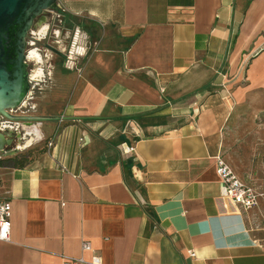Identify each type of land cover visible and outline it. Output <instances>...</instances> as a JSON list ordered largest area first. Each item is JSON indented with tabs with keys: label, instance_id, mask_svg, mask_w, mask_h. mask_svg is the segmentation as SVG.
Instances as JSON below:
<instances>
[{
	"label": "crops",
	"instance_id": "obj_1",
	"mask_svg": "<svg viewBox=\"0 0 264 264\" xmlns=\"http://www.w3.org/2000/svg\"><path fill=\"white\" fill-rule=\"evenodd\" d=\"M52 15L57 48L82 32L96 51L38 73L50 89L17 115L51 121L0 126L53 143L0 166V264H264V197L242 210L216 173L221 157L264 194V0H58Z\"/></svg>",
	"mask_w": 264,
	"mask_h": 264
},
{
	"label": "water",
	"instance_id": "obj_2",
	"mask_svg": "<svg viewBox=\"0 0 264 264\" xmlns=\"http://www.w3.org/2000/svg\"><path fill=\"white\" fill-rule=\"evenodd\" d=\"M58 0H0V122L33 125L51 120L14 115L25 107L32 83L27 62L28 38L35 20L57 7ZM55 55L66 60L60 49L47 45ZM12 140L0 133V150ZM14 151L6 157H13ZM4 156H0V159Z\"/></svg>",
	"mask_w": 264,
	"mask_h": 264
},
{
	"label": "built area",
	"instance_id": "obj_3",
	"mask_svg": "<svg viewBox=\"0 0 264 264\" xmlns=\"http://www.w3.org/2000/svg\"><path fill=\"white\" fill-rule=\"evenodd\" d=\"M54 40V38H52ZM76 38L73 37L70 42V48L67 52V58L65 67L67 69L74 68L73 62L75 57L74 45L76 44ZM66 51V48L63 50ZM83 52L86 53V47L83 48ZM21 109V108H20ZM19 109V110H20ZM19 110H17L19 112ZM14 111L13 114L17 115L18 112ZM53 146L50 141L48 143L49 149ZM125 154L135 152V147H129L123 150ZM66 170V168H64ZM217 176L219 178L221 186V197L223 200L229 202L234 206H238L242 210H251L259 206L260 199L264 197V194L256 192L254 189L246 186L233 172L231 167L221 157L217 158ZM11 216L12 206L7 200L0 199V242H10L11 240ZM83 252H93V248L90 242L84 241L82 243ZM191 257H196L194 251H190ZM64 264H102V259L99 255L94 254L93 258L88 261L83 257L79 258H64Z\"/></svg>",
	"mask_w": 264,
	"mask_h": 264
},
{
	"label": "rangeland",
	"instance_id": "obj_4",
	"mask_svg": "<svg viewBox=\"0 0 264 264\" xmlns=\"http://www.w3.org/2000/svg\"><path fill=\"white\" fill-rule=\"evenodd\" d=\"M57 11V7H55L54 9H52L50 12H56ZM46 15L49 16V19L52 21L51 22V26H50V32H49V35L48 36H45L44 37H39L38 38V41L40 42L39 46L37 47L38 49V54L40 55V67L37 68L36 70V67L31 64L32 66L30 67L29 71L31 73V83H32V89H31V93H30V96L26 102V105L25 107H30L31 104H33V101L40 97L39 95H41L42 93H45L46 91H49L50 87L49 88H46V80L42 82V84L40 86H43L45 88H43V92L39 91V87H37L36 85V77L37 75L40 74L41 78L43 76H47L48 72L51 70V67H54L55 68V72L57 74L59 73H64L66 71V67L65 66V62L66 60H63V59H60L59 57L57 56H54L50 62L51 64L49 63V61L47 60L46 56H47V53L44 51L45 48H44V45H54L53 43V39H52V36L51 35V29H53V15L50 14L49 12H46L45 13ZM80 38H79V41H77V45L75 46L74 50H75V54L77 52H83L80 48H85L86 47V55H87V58L89 59L90 57H92L94 54H95V51H96V48L93 46V40L90 38L86 40H84L82 37H84L82 35V32L80 34ZM44 38V39H42ZM69 42V41H67ZM86 42H88L87 46H85ZM68 45V43H66ZM70 44V43H69ZM37 71V72H35ZM39 73V74H38ZM48 93V92H47ZM18 112V111H17ZM19 114H21V112H19ZM13 124H16V123H9L7 120H2V122H0V126H3L4 128H7L8 126H14ZM21 134H23V130L21 129ZM31 136L28 137V140L27 142H20V140H18V136H16L17 140H16V144H15V147L18 148L19 150L17 151V156H23V155H26L28 157V159L30 160H35L38 156L41 155V152L43 150H49V147H48V143L50 142L49 139H38L35 137V134H34V131L30 132ZM29 143V145H28ZM15 147H12V148H15ZM15 155V156H16ZM3 159L5 160V162L9 165H12V163L10 162H7L6 160V157H3Z\"/></svg>",
	"mask_w": 264,
	"mask_h": 264
},
{
	"label": "flooded vegetation",
	"instance_id": "obj_5",
	"mask_svg": "<svg viewBox=\"0 0 264 264\" xmlns=\"http://www.w3.org/2000/svg\"><path fill=\"white\" fill-rule=\"evenodd\" d=\"M50 14H53L52 12L49 11ZM51 20L49 19V16L44 14L43 16L37 18L35 20V24H34V27H33V30L30 32L29 34V38H28V48H27V62L29 64V69L30 67L32 66L31 64H33L36 69L40 67V55L38 54V49L37 47L39 46L40 42L38 41V34L40 32V30H44L49 26L50 27V24H51ZM47 30V29H46ZM48 35V34H47ZM72 38V37H71ZM68 45L66 46V51H62L63 54H65L67 56V52L70 48V42H67ZM47 45H44V48H46ZM50 46H53L55 48H57V46L54 44V45H50ZM47 49V48H46ZM59 49V48H57ZM49 50V49H47ZM50 51V50H49ZM51 52V51H50ZM52 53V52H51ZM53 54V57L54 56H57L55 55L54 53ZM59 57V56H57ZM60 59H63L61 57H59ZM53 60V59H51ZM64 60V59H63ZM51 64V62H50ZM31 74V73H30ZM2 122V121H1ZM0 132H2V130H0ZM6 134V137L8 139L10 138H13V131L9 130L8 132H5ZM15 137V136H14ZM14 141L11 145H5L3 147V149L0 150V156H4L6 157L8 154L14 152V151H18V148L15 147V144H16V137L13 138ZM12 147H15V148H12ZM14 157V156H13ZM6 158H12V157H6ZM2 159V158H1Z\"/></svg>",
	"mask_w": 264,
	"mask_h": 264
},
{
	"label": "trees",
	"instance_id": "obj_6",
	"mask_svg": "<svg viewBox=\"0 0 264 264\" xmlns=\"http://www.w3.org/2000/svg\"><path fill=\"white\" fill-rule=\"evenodd\" d=\"M47 152V149L46 150H43L41 152V154L43 153H46ZM7 162H10L12 163L11 166L15 167V168H24L26 167L29 163H31L33 160H30L28 159V157L26 155H23V156H14L12 158H6ZM3 165H9L5 162V160L2 158L0 159V166H3Z\"/></svg>",
	"mask_w": 264,
	"mask_h": 264
},
{
	"label": "bare ground",
	"instance_id": "obj_7",
	"mask_svg": "<svg viewBox=\"0 0 264 264\" xmlns=\"http://www.w3.org/2000/svg\"><path fill=\"white\" fill-rule=\"evenodd\" d=\"M28 145H29V143H28Z\"/></svg>",
	"mask_w": 264,
	"mask_h": 264
}]
</instances>
